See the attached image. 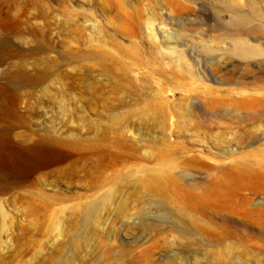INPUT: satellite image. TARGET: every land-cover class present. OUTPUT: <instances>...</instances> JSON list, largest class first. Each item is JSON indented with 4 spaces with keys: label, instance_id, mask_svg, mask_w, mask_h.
Here are the masks:
<instances>
[{
    "label": "rangeland",
    "instance_id": "obj_1",
    "mask_svg": "<svg viewBox=\"0 0 264 264\" xmlns=\"http://www.w3.org/2000/svg\"><path fill=\"white\" fill-rule=\"evenodd\" d=\"M0 264H264V0H0Z\"/></svg>",
    "mask_w": 264,
    "mask_h": 264
}]
</instances>
